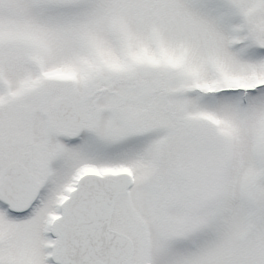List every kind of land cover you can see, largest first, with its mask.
Masks as SVG:
<instances>
[{
  "label": "snow or ice",
  "instance_id": "6c2138e0",
  "mask_svg": "<svg viewBox=\"0 0 264 264\" xmlns=\"http://www.w3.org/2000/svg\"><path fill=\"white\" fill-rule=\"evenodd\" d=\"M0 264H264V0H0Z\"/></svg>",
  "mask_w": 264,
  "mask_h": 264
}]
</instances>
